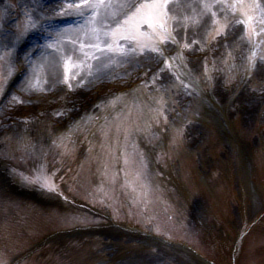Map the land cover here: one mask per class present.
Instances as JSON below:
<instances>
[{
    "label": "rangeland",
    "instance_id": "rangeland-1",
    "mask_svg": "<svg viewBox=\"0 0 264 264\" xmlns=\"http://www.w3.org/2000/svg\"><path fill=\"white\" fill-rule=\"evenodd\" d=\"M76 2H79V0ZM40 3L41 0H0V30L6 28L10 20L14 21L11 28L13 32L4 42L8 45L12 44L13 47L18 44L19 41L15 40V36L23 25L28 22L27 13H31L32 18L35 20H38L39 16H43L39 9ZM60 7L62 6L57 8ZM67 12L74 13V10L68 9ZM51 13H53V10ZM44 19L47 18L42 17L41 20L44 21ZM174 28L176 30H186L181 23L175 24ZM207 33L200 35L203 45L207 40H211L210 27ZM190 35L192 33L187 34V38ZM64 38L65 33H63L61 44L55 46L60 48V51H55L53 48L52 54L48 55V53L43 52L39 56L31 78L39 69V66L43 65L45 59L57 57V53L66 50ZM177 39V46L183 48L179 38ZM122 42L129 43L128 41ZM246 44L247 42L243 39L238 44L235 43V46L232 47L235 51L231 53L230 58L228 56L220 64L224 65L225 68H227L229 61L231 65H237L235 61L237 60V52L242 50L244 47L239 48ZM203 45L192 47L195 50H190V47L185 49L191 56L196 55L198 60V56L206 49ZM9 47L12 48V46ZM11 48L8 51L0 52V85H2V90L9 82L15 69L12 63ZM46 51L49 52V50ZM108 67L109 65L106 69ZM175 67L179 69L176 64ZM220 69L223 70L221 67ZM138 70L140 69H135L136 74ZM144 71L146 72V67ZM106 75L105 72L102 75H97L94 79L96 81ZM224 75H227V73H224ZM263 75L264 73H259V77ZM238 76L244 79L246 83L244 88L240 90L238 87H234V90H232V87L231 89L228 88L233 96L242 91L247 95H249V92L259 94L263 90L264 83L261 82V78H259L261 87L254 84L253 87L244 73L237 74L236 79H238ZM30 79L22 85L18 92L34 99L42 98L43 93L38 94L30 88V81L32 80ZM65 79H67V83L64 82ZM224 83L226 84V81ZM89 84L90 81L87 82V86ZM121 85H124V83ZM87 86L74 88L73 82L69 81L67 77L63 78L61 76L59 82L53 81L45 90V94L47 91H52L50 93L59 95L55 101L48 97V107L55 109L60 106V109H64L63 115L67 116L71 113L68 104L76 99L75 93L80 92ZM2 90H0V93ZM256 96L258 95H252V97ZM70 100L72 101L70 102ZM12 101L14 103L19 100L12 98ZM182 102L181 100L178 104H182ZM212 103L214 106H219L215 101ZM242 104L246 105L245 108L249 111L254 109V119L244 117L241 112L242 106L239 104L233 107V112H228L229 122L235 128L232 129L229 126L236 138L230 133L229 129L226 130L218 113L212 111L211 116L206 117L204 120L210 128L208 139L203 141V145L199 149L193 143L195 142L193 138H196V136L189 138L188 142L175 136H169L168 143L160 146H156L151 141L143 142L150 152L146 160L148 162V166L145 167L146 173H149L148 170H150L152 172L150 174L156 181H165L171 189L166 187L164 189L157 188L137 192L139 185L134 180L127 179L123 171L125 168L134 171V168L129 167L132 162L124 159V151L120 148L115 151L114 159L116 162H114L115 169H113L118 171V177L113 175L110 170L112 166L108 163L102 165L103 175L99 173L100 167L97 170L98 165L93 164L91 156H107L111 150L105 146V142L113 139V135L105 134L104 130L101 131L103 134H99L103 126L89 128L91 117L85 119V123L76 124L71 122L69 124L67 118L58 114L55 120L43 124L44 139L46 142L51 143L50 150L46 155L51 156L54 158V162H57L51 165L58 168L60 177L72 174L71 171L78 174V169L73 165L80 164L82 167L88 165L87 170L89 171L85 174L87 179L83 178V185L76 187V191H80L82 195L93 194V189L95 190L100 184L101 187L113 188L108 196L111 208L114 206L134 208V210H131L133 211L132 214L138 212V215L133 218L149 215L152 220L161 224L159 227L160 234L179 242H186L193 245L192 247L197 243V249H202L204 258L207 261L214 264H232L231 255L237 240L245 236L236 264H264V105L257 115L258 106L256 104L252 102H242ZM108 106L110 105L100 106L94 114L97 115ZM170 108H173V105ZM76 110L78 109L76 108ZM120 113V110L112 111L114 115ZM21 114H24L23 111ZM26 127V124L20 125L21 129L15 131L17 134L14 136L12 134L15 132L12 134H9V132V135L7 134L8 136L3 140L4 142L0 141V148L2 149V146L7 147L11 144L15 147L14 143L19 142L17 136L26 135V129H28ZM62 127L67 129L54 133L55 130ZM15 136L16 139L10 140ZM60 136L64 138L57 140ZM36 141H40V139L37 138ZM239 144L243 149V156L240 153ZM173 147L177 151L175 158H172L168 151L169 149L173 150ZM36 158L34 157V159ZM43 158L50 159L47 156ZM3 159L14 164L20 171L21 176L23 171L31 166L30 161L21 163L9 156H3ZM69 167H71V170ZM108 171L113 176L110 180H108ZM147 175L150 178V175ZM183 179H187L188 183L185 184ZM115 180L118 181L113 183ZM92 182L96 187L92 185ZM177 189L179 192H183L181 199ZM143 190H146V188ZM185 201L186 204L182 206L181 204ZM172 216L173 218H171ZM130 218L132 219V216ZM145 224L148 225L149 222H145ZM157 231V228H155L156 233ZM168 231H172L173 235ZM99 241L101 242V248L85 253L83 258L78 260L76 264H135L136 262L139 264H197L186 253L179 250H167L166 247L142 235L128 233L115 235L109 232L105 236L99 237ZM72 249L74 248L72 247ZM165 253L168 255L167 258L164 256ZM162 254V260L165 262L159 258L153 259L162 256Z\"/></svg>",
    "mask_w": 264,
    "mask_h": 264
},
{
    "label": "snow or ice",
    "instance_id": "snow-or-ice-1",
    "mask_svg": "<svg viewBox=\"0 0 264 264\" xmlns=\"http://www.w3.org/2000/svg\"><path fill=\"white\" fill-rule=\"evenodd\" d=\"M54 3L63 5L53 9V14L56 16L73 14L67 12L68 9H72L74 14L83 17V23L76 29L81 34L77 40H81L82 37L80 42L82 51L90 48L120 57H127L136 52L140 54L150 52L163 57V51L158 45L169 41L175 42L173 35L176 30L175 24L181 23L185 28L189 25L199 26L204 17L210 16V34L213 39L218 36L226 37L230 25L242 26L241 39L247 41L251 49V55L247 57L248 64L254 68L256 49L261 45V38L264 37L262 0H139V2L137 0H79V2L54 0ZM27 16L28 22L16 34V41H20L32 31L52 27L51 24L38 26L37 20L32 18L31 13H27ZM145 28L147 31L144 30ZM57 36H63V32L58 31ZM121 41H128L129 47L122 46ZM61 42L60 39H56L44 46L60 51L55 45ZM184 47L187 48L189 45L185 43ZM84 56L87 59H101L94 53L89 56L88 52H84ZM61 59L65 75L70 67L85 66L83 61L74 63L69 54L63 55ZM170 66L166 63V67ZM87 67L91 69L92 65L88 64ZM104 67L107 65H101L98 71ZM91 74L90 70L89 75ZM64 82L67 83V79ZM166 119L165 117V121ZM22 179L26 183H37L48 191H55L54 184L44 172H40L35 179L27 176H22Z\"/></svg>",
    "mask_w": 264,
    "mask_h": 264
},
{
    "label": "bare ground",
    "instance_id": "bare-ground-1",
    "mask_svg": "<svg viewBox=\"0 0 264 264\" xmlns=\"http://www.w3.org/2000/svg\"><path fill=\"white\" fill-rule=\"evenodd\" d=\"M69 40L70 42L68 43L67 49L66 51H64L63 53H61V55L57 56V57H51V58H47L44 60L43 65L40 66V70L39 72H37L35 75H33V77L31 78L32 74L30 75V71L32 68V65L28 71V75L24 78V80L22 81V83L20 84V86L22 84H24L27 80L30 79L31 84H30V88L34 89V92L41 94L44 93L46 89H48L49 84H51L53 81H58V78L65 74L64 72V68H63V61L61 59V57L65 54H69L72 56L74 63H80L81 61L84 62L83 67L78 68V67H70L67 74H69L70 79L72 81H77L78 79H80V82H77L76 85H82L86 82V80H88V76L89 77H95L96 74H100V73H104V68H102V70H99L101 68V65H107L110 62L109 59H105V60H95V59H87L84 56V52H88L89 56H92L93 53L95 55H97V51L95 49H90V48H85L83 51L80 49V41H82V37L81 40H77L78 36H81V34L78 33H70L69 34ZM73 36V38H72ZM7 37H3L0 40V52L3 51H8L12 46L8 45L6 42H4ZM191 39H194V36H190ZM197 39V38H196ZM195 39V40H196ZM4 42V44H3ZM10 42V41H9ZM38 58L35 59V62H37ZM35 64V63H34ZM90 64L92 65L91 69H89L87 67V65ZM91 70V75H89V71ZM30 75V76H29ZM101 75V74H100ZM107 78V77H106ZM101 80V78H98ZM97 79V80H98ZM96 80V81H97ZM18 89V88H17ZM52 92V91H50ZM49 91L46 92V96L43 97V99H39L41 100L42 103H46L48 102V97H51V99H54V96H47V94H50ZM11 98L7 103L5 104L4 110H2L1 114H0V135L5 134L8 127L5 126V121L6 118L10 115L12 116H16L13 112H12V107H14V105H20L21 107H23L24 105L19 104V103H15V104H11ZM41 109H39L40 111ZM47 115H45L46 117Z\"/></svg>",
    "mask_w": 264,
    "mask_h": 264
}]
</instances>
